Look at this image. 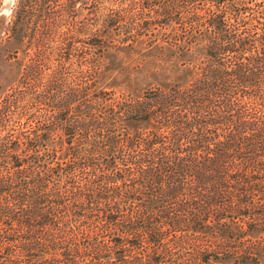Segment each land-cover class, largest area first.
I'll return each instance as SVG.
<instances>
[{"label": "trees", "instance_id": "1", "mask_svg": "<svg viewBox=\"0 0 264 264\" xmlns=\"http://www.w3.org/2000/svg\"><path fill=\"white\" fill-rule=\"evenodd\" d=\"M2 27L0 264H264V0H13ZM125 42L159 56L139 94L103 82Z\"/></svg>", "mask_w": 264, "mask_h": 264}, {"label": "rangeland", "instance_id": "2", "mask_svg": "<svg viewBox=\"0 0 264 264\" xmlns=\"http://www.w3.org/2000/svg\"><path fill=\"white\" fill-rule=\"evenodd\" d=\"M13 0L5 2L0 0V35L3 29L2 24L7 20ZM51 5V4H50ZM54 8V6H53ZM75 9V8H74ZM53 11V19L49 23L51 28H66V24L61 25L60 11ZM83 16L73 13V26H82L86 28L94 27L89 19L91 14L89 10H83ZM1 45V44H0ZM203 54V48H198V55ZM173 63V60H171ZM158 53L150 48H143L138 43H121L108 45L103 52L101 65L104 69V84L118 91L139 94L148 85H151L154 77L157 76L155 69L159 65ZM19 66L12 60L2 62L0 68V85L6 87L17 76ZM149 83V84H148Z\"/></svg>", "mask_w": 264, "mask_h": 264}, {"label": "water", "instance_id": "3", "mask_svg": "<svg viewBox=\"0 0 264 264\" xmlns=\"http://www.w3.org/2000/svg\"><path fill=\"white\" fill-rule=\"evenodd\" d=\"M5 2H8V0H5Z\"/></svg>", "mask_w": 264, "mask_h": 264}, {"label": "bare ground", "instance_id": "4", "mask_svg": "<svg viewBox=\"0 0 264 264\" xmlns=\"http://www.w3.org/2000/svg\"><path fill=\"white\" fill-rule=\"evenodd\" d=\"M9 1V0H8Z\"/></svg>", "mask_w": 264, "mask_h": 264}]
</instances>
